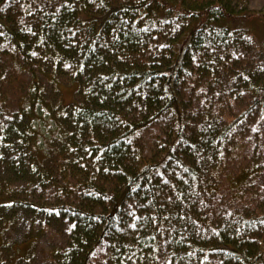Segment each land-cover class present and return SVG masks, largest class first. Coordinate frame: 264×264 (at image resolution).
I'll return each mask as SVG.
<instances>
[{
	"label": "trees",
	"instance_id": "16d2710c",
	"mask_svg": "<svg viewBox=\"0 0 264 264\" xmlns=\"http://www.w3.org/2000/svg\"><path fill=\"white\" fill-rule=\"evenodd\" d=\"M256 1L0 0V160L15 151L22 173L0 182V210L14 230L25 207L68 223L59 247L22 264H264ZM46 69L80 86L54 137L16 94L17 74ZM9 116L28 120L15 142ZM42 139L58 187L37 162ZM19 178L53 203L19 201Z\"/></svg>",
	"mask_w": 264,
	"mask_h": 264
},
{
	"label": "rangeland",
	"instance_id": "374dc122",
	"mask_svg": "<svg viewBox=\"0 0 264 264\" xmlns=\"http://www.w3.org/2000/svg\"><path fill=\"white\" fill-rule=\"evenodd\" d=\"M252 7L256 10H261L264 7V0H258L254 2ZM108 17L109 15L98 18L100 27ZM96 33H99V29ZM16 79L18 82L17 88H22L21 91H24L27 87L26 91L19 94L16 93L17 96L20 97L22 106L20 108L24 110V107L27 110L30 120L38 121L35 123V125L36 127L41 128V133L43 135L46 134L47 130H51L49 135L54 137L57 134V131H59V123L64 124V113L77 98V93L80 88L79 84L77 82H70L64 79L59 80L54 78L50 75V69H46L45 73L43 74L39 73L38 70H35L33 74L31 71L23 72L22 74L19 73L16 75ZM34 80L39 84L38 89H36L37 86L32 87L31 89V91L36 89V99H29L31 93L26 94V92ZM16 94H12L11 96L16 97ZM12 109L17 110V107L14 106ZM8 118V123L5 124V121H2L5 124V129L10 132L8 139L10 137L11 141L15 142V136L11 138L12 125L15 128L20 123H28V120L21 122V119H17V116H9ZM50 142L55 143L52 140H50ZM39 146L38 153H36L37 162L43 165L45 172H49L51 174L50 176L46 173L47 179H51V184L58 187L59 183L56 177L58 176L59 172L54 164V155L48 154L46 156L44 154V151L50 147V143L42 139ZM5 151V160H0V182H2L6 177L17 179V176L21 177L22 174L21 172H17V170H20L19 168L17 170L10 169V164H16L18 161L9 162V160H7L8 156H10L9 159L12 158L14 161L13 154L16 152H12L9 149H5ZM30 160H32L31 157ZM34 167L38 171H42L36 166ZM25 183L26 180L21 178L10 183L12 187L14 185L24 188L21 192L17 193L16 197L19 201L28 202L27 200L31 197L30 203L36 204V206L43 204L49 206V204L53 203V201L50 199L45 203V198L41 196L40 191L36 190L35 184H32V186H25ZM262 183L264 184V181L260 182V184ZM52 187H50V189ZM25 190L26 192H24ZM28 190L30 193H28ZM55 200L56 203H62L58 199ZM4 203L5 199L0 196V206ZM2 211L3 210H0V218L6 221L1 220L0 222V264H22L27 260L28 255H32V249L35 251L33 254L34 256H43L62 244L63 235L60 229H63V227L67 228L68 223L65 220L55 216L52 217V219H49L48 217L45 218L42 213L38 214V212H35L31 208L25 207L20 213H17L16 221L18 222V226L15 227L14 230L12 224L8 222L9 220H7V218L11 219V217H13V213H9V217V215L5 213V210L3 211L4 213H1ZM31 235H38L39 240L36 242L35 238L30 239V237H32ZM35 246L36 248H34Z\"/></svg>",
	"mask_w": 264,
	"mask_h": 264
},
{
	"label": "snow or ice",
	"instance_id": "6c2138e0",
	"mask_svg": "<svg viewBox=\"0 0 264 264\" xmlns=\"http://www.w3.org/2000/svg\"><path fill=\"white\" fill-rule=\"evenodd\" d=\"M65 2H66V0H65ZM177 27H179V25H177ZM0 35H2V33H0ZM161 47H163V45H161ZM33 55H36V53H33ZM193 59H195V57H193ZM65 67H67V65H65ZM169 199H170V198H169ZM261 223H264V221H261ZM72 227H74V225H73ZM131 227H132V228H135L136 225L133 224V225H131ZM68 230L70 231V230H71V227H70Z\"/></svg>",
	"mask_w": 264,
	"mask_h": 264
}]
</instances>
